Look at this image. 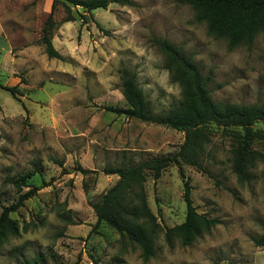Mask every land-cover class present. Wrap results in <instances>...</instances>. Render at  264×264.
<instances>
[{
	"label": "rangeland",
	"instance_id": "374dc122",
	"mask_svg": "<svg viewBox=\"0 0 264 264\" xmlns=\"http://www.w3.org/2000/svg\"><path fill=\"white\" fill-rule=\"evenodd\" d=\"M130 1L86 11L65 0H0V211L38 187L9 213L18 231L0 241V264H264V246L253 241L263 233L264 163L256 161L250 179L238 180L230 152L236 127L210 125L202 167L181 163L195 209L219 219L189 245L176 236L169 245L163 236L186 212L173 163L155 180L145 174L146 201L162 228L151 257L144 260L136 244L106 224L93 227L91 203L117 179L105 167L172 153L183 140L177 129L107 110L127 106L122 66L135 72L155 114L180 104L181 87L155 38L210 74L215 102L264 104V31L250 45L229 47L208 34L189 4ZM52 4L51 41L62 59L48 57L40 42ZM13 85L15 97L2 88ZM252 133V147L264 152V122H254ZM34 163L39 171L15 185Z\"/></svg>",
	"mask_w": 264,
	"mask_h": 264
},
{
	"label": "trees",
	"instance_id": "16d2710c",
	"mask_svg": "<svg viewBox=\"0 0 264 264\" xmlns=\"http://www.w3.org/2000/svg\"><path fill=\"white\" fill-rule=\"evenodd\" d=\"M69 5H79L86 11L105 8L109 3L130 4V0H65ZM189 4L196 13L197 19L206 23L208 34L226 39L229 47L241 44L250 45L255 36L264 31V0H176ZM67 6V5H66ZM51 6L41 30L40 42L48 57L62 59V55L51 41L52 13ZM68 10V9H67ZM65 20L71 19L70 13ZM154 43L164 54V67L172 78L180 85L182 100L178 106H171L164 114H155L148 99L136 81L135 72L127 66L119 69L121 93L126 107L108 106L107 110L116 114H124L128 118L165 125L183 132V140L178 148L168 154L153 156L126 166L105 167L106 174H115V182L91 203L96 220L94 226L106 224L121 236L136 244L141 250L144 260L153 255L155 239L162 228L154 213L150 210L144 189L146 171H151L153 179H157L161 170L173 163L177 166L184 183L183 199L186 212L182 222L164 230L163 236L167 244H172L174 236L181 244L189 245L202 231L219 223L216 217H208L199 213L190 196L188 182L185 179L181 163L202 167L201 160L205 144L210 140V125L236 127L235 144L230 148L231 168L240 181L249 180L250 168L256 161L264 163V152L252 147V125L256 121L264 122V104H235L215 102L208 89L210 74H202L198 66L187 57L178 46L166 39L155 38ZM15 97L17 88L3 86ZM82 173L88 169L78 167ZM34 169L13 179L17 186L34 172ZM264 183V173H263ZM38 190L32 186L20 192L17 199L0 211V241L6 235H14L18 229L9 213L21 206L24 200L33 196ZM258 246H264L263 233L253 238ZM76 264V263H73Z\"/></svg>",
	"mask_w": 264,
	"mask_h": 264
}]
</instances>
